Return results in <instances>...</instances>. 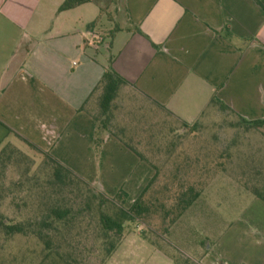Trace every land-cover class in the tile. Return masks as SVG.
Returning <instances> with one entry per match:
<instances>
[{"label":"crops","instance_id":"obj_1","mask_svg":"<svg viewBox=\"0 0 264 264\" xmlns=\"http://www.w3.org/2000/svg\"><path fill=\"white\" fill-rule=\"evenodd\" d=\"M65 1L0 0V151L28 142L135 202L155 171L94 119L109 67L182 123L213 99L264 120V11L254 0H92L60 11ZM254 199L209 264H264V202Z\"/></svg>","mask_w":264,"mask_h":264},{"label":"rangeland","instance_id":"obj_2","mask_svg":"<svg viewBox=\"0 0 264 264\" xmlns=\"http://www.w3.org/2000/svg\"><path fill=\"white\" fill-rule=\"evenodd\" d=\"M93 10L86 9L90 16L95 15ZM112 108L111 132L141 154L158 178L145 195L149 213L125 224L110 257L95 231L97 213L83 212L69 238L76 246V264H209L205 257L211 247L245 220L255 201L253 190L264 187V125L250 127L213 104L186 125L125 86ZM52 166L16 138L5 144L0 151V215L13 224L39 220L44 204L41 188ZM190 185L201 190L200 198L172 224L175 215L168 211L175 195ZM91 186L90 191L75 182L71 188L97 196L93 203L97 210L110 194L97 182ZM73 203L77 210L86 205L85 199ZM133 203L130 198L123 207L129 209ZM103 210L115 211L106 201ZM42 255L43 245L34 236L0 233V264H39Z\"/></svg>","mask_w":264,"mask_h":264},{"label":"trees","instance_id":"obj_3","mask_svg":"<svg viewBox=\"0 0 264 264\" xmlns=\"http://www.w3.org/2000/svg\"><path fill=\"white\" fill-rule=\"evenodd\" d=\"M91 1L92 0H66L60 7V11H67L90 3ZM254 1L264 11V0ZM126 85L127 81L109 67L97 86L95 92H99L100 94L99 110L93 116L101 131H107L113 134L111 132L113 103L118 98L121 89ZM211 103L223 110H229L234 114L230 108L216 99H213ZM240 120L250 127L264 125V120L248 121L244 118H240ZM121 140L128 148L137 153L139 157L145 161L141 154L130 144L126 143L123 139ZM26 144L37 150L53 164L51 172L46 176L47 180H45V187L41 188V198L44 202L42 206V215L39 220L14 224L0 215V233L9 237L14 235H32L37 238L43 245V255L39 264H76V259L74 258V249L76 246L70 242L69 238L77 225H80L79 218L82 216L83 212L97 213L95 217L98 221V227L96 226L95 231L97 233L99 232V238L104 242L105 252L108 257L113 254L119 245L125 230V224L140 220L144 215L149 213L150 208L147 204V200H145V195L157 181L158 173L154 175L146 189L129 209L123 207L127 201L128 194L124 190H120L115 196H112V198L111 196L108 197L105 195L106 198L102 199L96 210L93 208V203L97 202L99 199L97 196L94 194H92V197L89 195L87 196L80 190L76 193L72 191L71 188V186L77 182V184H81L91 191L92 186L89 182L76 175L72 170L62 165L48 153L42 152L28 142H26ZM98 146L97 142V147ZM186 163H189V160H187ZM67 192L74 194L75 197L69 199L68 195H66ZM253 192L255 198L264 202V187L256 188ZM200 195L201 190H196L192 185L184 190L181 189L178 191L175 195L174 204L171 210L168 211V215L172 212L175 215L171 223L173 224L181 218L199 200ZM84 199L86 202L85 207L79 208L78 210L75 209V204L73 202L77 203ZM105 201L109 202L114 207L115 211H113L112 214L103 210V202ZM93 219L95 218H91L90 221Z\"/></svg>","mask_w":264,"mask_h":264}]
</instances>
